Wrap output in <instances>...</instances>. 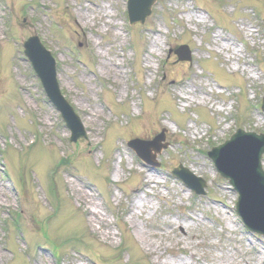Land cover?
<instances>
[{
  "label": "rangeland",
  "instance_id": "obj_1",
  "mask_svg": "<svg viewBox=\"0 0 264 264\" xmlns=\"http://www.w3.org/2000/svg\"><path fill=\"white\" fill-rule=\"evenodd\" d=\"M125 1L0 0V264H264L206 154L264 135V0H157L130 26ZM31 37L85 138L69 140L24 59ZM162 130L157 166L127 147Z\"/></svg>",
  "mask_w": 264,
  "mask_h": 264
},
{
  "label": "water",
  "instance_id": "obj_2",
  "mask_svg": "<svg viewBox=\"0 0 264 264\" xmlns=\"http://www.w3.org/2000/svg\"><path fill=\"white\" fill-rule=\"evenodd\" d=\"M156 0H128V18L131 24H143L150 15L151 7ZM24 55L40 81L42 89L49 102L61 114L65 126L70 130V141L84 137V129L74 110L62 96L56 75V64L51 54L43 48L38 38L31 37L24 44ZM185 50L186 48H181ZM186 56H179L180 60H187ZM264 111V99L262 101ZM164 134L156 136L152 141L135 140L128 144L139 159L155 165V154L166 145H161ZM151 150L155 154H151ZM208 157L220 176L228 181L234 192L238 194L236 212L249 233L261 234L264 237V171L261 166L264 155V135L245 133L238 130L222 146L214 148ZM181 179L198 195H203L202 181L194 179L185 170H175L172 173Z\"/></svg>",
  "mask_w": 264,
  "mask_h": 264
},
{
  "label": "bare ground",
  "instance_id": "obj_3",
  "mask_svg": "<svg viewBox=\"0 0 264 264\" xmlns=\"http://www.w3.org/2000/svg\"><path fill=\"white\" fill-rule=\"evenodd\" d=\"M146 172H147L146 170H142L140 173L142 175H144V177H146ZM82 197L83 198L85 197L86 200L88 199V197H86L84 193L77 194V199H80ZM89 215H90V217H93V220H94L93 222H96L98 224L101 223V221L97 218V216H96V214L94 212H89Z\"/></svg>",
  "mask_w": 264,
  "mask_h": 264
}]
</instances>
